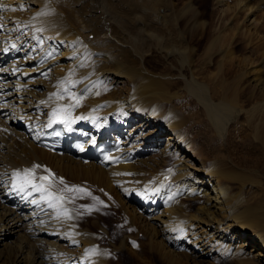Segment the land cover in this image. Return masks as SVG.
Listing matches in <instances>:
<instances>
[{
  "label": "bare ground",
  "instance_id": "1",
  "mask_svg": "<svg viewBox=\"0 0 264 264\" xmlns=\"http://www.w3.org/2000/svg\"><path fill=\"white\" fill-rule=\"evenodd\" d=\"M129 1L135 5L121 13L115 0H0V62L20 57L0 68V264H105L98 239L106 228L95 224V233L89 222L75 223L69 197L57 199L36 177L23 176L35 162L51 165L66 183L117 188L134 207H128L131 223L174 248L166 249L172 262L182 255L189 264L232 258L264 264V217L253 208L236 211L225 187L230 174L249 175L203 163L174 105V78L146 65L155 51L188 58L187 48L175 44L184 39L177 20L160 11L164 0ZM242 6L251 21L257 7L248 0ZM22 64L28 67L18 70ZM253 80L261 85L258 74ZM195 81L189 91L222 131L239 109L213 101ZM77 94L83 100L72 108ZM64 118L71 143L59 155L39 142ZM103 138L110 154L84 162V152L100 148ZM60 184L55 180L54 190L67 192ZM28 187L23 202L12 201ZM176 197L203 202L191 215L181 208L187 212L181 215L178 200L171 205Z\"/></svg>",
  "mask_w": 264,
  "mask_h": 264
},
{
  "label": "rangeland",
  "instance_id": "2",
  "mask_svg": "<svg viewBox=\"0 0 264 264\" xmlns=\"http://www.w3.org/2000/svg\"><path fill=\"white\" fill-rule=\"evenodd\" d=\"M115 1L118 2L116 7L121 13L122 9L128 12L131 6L135 5L127 4L131 3L129 0ZM219 1L164 0L159 4L161 12H167L172 20H177L174 28L183 35L184 39L175 44L177 48H187L188 58L185 57L184 61L178 56H166L165 51L158 53L155 51L148 55L146 65L148 68L154 66L174 78L170 80L174 85L172 87L175 93L174 105L186 118L189 138L195 150L199 151L196 152L203 163L207 166L215 163L220 171L225 167V172L229 169V172L233 171V173L242 170L240 172L249 175L250 178L244 180L237 179L239 174L236 176L230 174L227 178L225 187L231 196L232 206L235 205L234 209L240 211L253 208L264 217V3L260 0H248L255 4V8L257 7L249 21L247 12L242 6L247 0ZM82 3L87 4L89 0H84ZM138 12H141L139 5L136 7V13ZM189 16L197 20L194 25L189 23ZM160 32L165 31L161 29ZM256 74L261 76V85L258 86L253 80ZM192 79L205 89L213 101L224 102L233 109H239L222 131H217L218 128L210 120L205 108L189 91L188 82ZM256 107L258 109L254 110ZM252 111L259 113L253 116ZM75 181L67 179V183L66 181L62 183L69 196L67 203L76 213L73 220L82 225L89 222L92 227L88 226L95 233L98 231L95 229L96 225L106 228L107 234L98 239L100 247L104 248L105 264H170V262L189 264L182 255L172 262L171 252H167L166 249L169 247L174 249L173 247L170 245L168 247L165 242L167 246L165 248L161 244L164 243L161 237L158 239L161 240L159 245L154 243L142 225L131 223L128 207L131 209L134 207L128 205L130 202L126 201L128 200L126 196H123L124 194L117 188L104 187L108 192L105 194L100 190L98 183L88 184L86 187V184L78 182L83 191H77L78 188L73 187L72 184ZM145 193H149L148 188ZM120 195L121 197L118 198L117 196ZM176 199L177 203L181 204L179 205L180 213H183L181 215L187 212L188 215L195 213L196 206L203 202V199L192 201L185 200L184 197H176L171 201L172 206ZM87 203H89L87 206L89 211L85 208ZM181 208L188 211L183 212ZM84 211L86 212L82 215ZM215 262L242 264L234 258ZM247 264L251 263L247 262Z\"/></svg>",
  "mask_w": 264,
  "mask_h": 264
},
{
  "label": "snow or ice",
  "instance_id": "3",
  "mask_svg": "<svg viewBox=\"0 0 264 264\" xmlns=\"http://www.w3.org/2000/svg\"><path fill=\"white\" fill-rule=\"evenodd\" d=\"M40 165H35L33 169L26 170L25 176L31 177L32 173L35 171V168H39ZM16 175L19 177L20 173H16ZM42 179H47V177H42ZM28 183H31V179H28ZM60 183H64L63 179L61 178ZM33 187L37 189V191L40 190V186L33 184ZM77 191H83L82 189H76ZM57 199H60V197H57Z\"/></svg>",
  "mask_w": 264,
  "mask_h": 264
}]
</instances>
